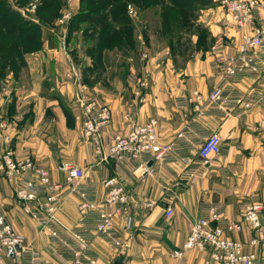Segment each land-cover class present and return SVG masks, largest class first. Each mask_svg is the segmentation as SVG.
Wrapping results in <instances>:
<instances>
[{
    "label": "crops",
    "instance_id": "0c3cea01",
    "mask_svg": "<svg viewBox=\"0 0 264 264\" xmlns=\"http://www.w3.org/2000/svg\"><path fill=\"white\" fill-rule=\"evenodd\" d=\"M261 2L264 5V0ZM218 9L222 10L221 7ZM100 30H97L98 36L94 40L91 35L95 31L89 28L88 37L82 40L86 49L85 56L81 58L82 72L87 75V80H84L86 85L94 84V95L91 97L111 106L114 126L119 128L123 115L137 101L134 85L122 76L127 70L133 72L135 69L138 55L132 50L137 49V39L134 38L136 45H133V40L121 43L119 28L115 30L108 26L104 31ZM241 36L242 32L237 33L226 26L217 42L224 39L233 45L240 43ZM54 40L53 35L49 37V42ZM150 43L154 50L159 49L160 44ZM48 48L45 58L65 63L64 51L54 52ZM162 53L164 51L154 53L148 62L146 71L151 85L145 90L143 101L136 106V117L139 122H145L150 117L157 118L162 142L173 140L182 128H186L187 138L180 142L182 158L154 165L153 171L143 179L140 177L141 170L135 174L127 164L114 160L100 163L91 155L81 134L82 123L76 109L74 85L65 81V85L60 87L49 85V90L59 91L68 104L74 101V114L72 110L70 113L65 111L54 95L42 97L40 85H11L12 98L17 96L16 110L11 115L18 113L22 117L14 130L16 139L13 146L18 155L33 154L39 163L50 169L54 179H64V164L82 167L85 172L83 186L88 191L95 189L98 199H102L104 194L101 181L109 175H118L131 193L129 205L115 220L125 246L117 249L108 240L95 238L93 251L99 257L97 264H217L209 261V254L196 249H187L183 258L176 257L173 251L186 242L191 223L199 217L208 216L211 207L220 206L225 219L240 220L244 201L254 199L264 202V126H261L264 105L248 113H242L240 108L225 113L210 107L205 114L198 115L193 91L206 94L211 89L212 81L216 80L210 77L215 56L211 51L203 59H198L199 54L178 72L169 64L161 63L165 60L159 58ZM40 62L35 58L36 67H40ZM253 84V77L246 75L239 77L233 88L235 92L247 93L255 88ZM188 97L193 102L188 103ZM45 100L53 112V117L47 122L42 118ZM0 105L9 114L11 104H1L0 99ZM212 131L221 135L222 153L202 164L198 146ZM189 170L195 171L198 176L179 187L178 181L187 176ZM169 196L173 199L168 200ZM146 201H155L156 205L151 209L145 208L143 203ZM0 202L25 243L39 251L44 259L55 262V246L48 228L25 209L24 202L15 198L13 184L5 177H0ZM169 204L174 208L171 215L167 212ZM93 214L89 218L90 227L97 221V216ZM129 216L133 219L132 227L125 232ZM57 217L74 229L81 227L80 214L73 200L64 203ZM230 235L248 241L250 230L245 228L243 232Z\"/></svg>",
    "mask_w": 264,
    "mask_h": 264
},
{
    "label": "built area",
    "instance_id": "2783aa9c",
    "mask_svg": "<svg viewBox=\"0 0 264 264\" xmlns=\"http://www.w3.org/2000/svg\"><path fill=\"white\" fill-rule=\"evenodd\" d=\"M217 1L225 15V25L237 33L242 32L241 41L233 45L224 39L217 42L212 49L215 57L210 75L216 80L212 81L206 94L194 90V102L191 97L186 101L195 103L198 115L205 114L210 107L225 113L240 108L242 113H248L264 105V5L261 0ZM37 6L31 2L29 8L34 11ZM62 16L64 23L68 22L72 12ZM64 50L66 53V47ZM147 52L145 47L143 60L148 56ZM66 64L62 67L63 80L76 87L75 101L82 123V138L98 162L114 160L127 164L135 174L141 170L143 179L153 171L154 165L182 158L180 142L187 138L186 128H182L173 140L162 142L157 118L150 117L145 122L137 120L136 106L143 101L144 92L151 85L147 71L142 75L130 74L129 83L134 85L137 101L123 115L121 126L115 128L111 106L87 95L82 69L69 60ZM246 75L253 77L255 88L247 93L235 92L233 86L238 78ZM0 99L1 104H11V85H0ZM21 119V114L10 116L0 105V177L13 184L15 198L24 202L25 209L48 228L57 260L44 259L39 251L25 243L0 202V264H97L99 257L93 251V240L98 237L108 240L117 249L124 247L125 242L121 240L115 220L129 205L131 193L120 177L109 175L101 181L104 187L102 199L96 197L95 189L88 191L83 186L85 172L80 166L64 164V179H54L50 169L39 163L33 154L16 153L14 130ZM199 145L198 155L202 164L222 153V138L218 131L210 132ZM197 176L195 171L189 170L177 185L183 187ZM164 187L167 190L168 187ZM172 199L169 196L168 200ZM67 200H73L79 211L81 227L78 229L57 217V212ZM143 205L151 209L156 202L146 201ZM167 212L168 215L174 213L170 204ZM93 213L97 221L90 227L89 218ZM241 213L240 220L225 219L220 206L211 207L208 216L191 223L186 242L173 254L183 258L187 249H196L209 254V261L217 264H264V202L244 201ZM132 221L129 216L125 232L131 229ZM245 228L250 230L248 241L230 235L243 232Z\"/></svg>",
    "mask_w": 264,
    "mask_h": 264
},
{
    "label": "rangeland",
    "instance_id": "374dc122",
    "mask_svg": "<svg viewBox=\"0 0 264 264\" xmlns=\"http://www.w3.org/2000/svg\"><path fill=\"white\" fill-rule=\"evenodd\" d=\"M2 1L10 12H16L25 20L36 23L41 31L38 36L36 32L31 33L35 41L27 42L25 48L19 49L15 54H9L3 61L0 60V85H40L41 96L54 95L58 103L62 104L61 107L69 113L70 110L73 113L75 109L74 101L71 100L68 104L62 99L63 95L59 91L55 89L50 91L49 85H59V87L65 85L62 67L67 65V60L75 67L82 69L83 60L81 58L86 54L82 40L88 37L89 28L94 30V33L103 25L115 28V30L119 28L121 43L126 40L134 41L136 38L137 49L132 51H136L138 59L133 72L142 75L147 70L151 56L157 52L164 51L163 56H159L160 59L165 58L161 63L169 64L178 72L199 54L198 59H203L206 53L212 51L217 44V38L223 35L226 27L224 25L225 15L222 10L218 9L217 0H50L58 2L55 10L44 7L49 0ZM31 2L38 4L34 11L29 8ZM94 9L95 12H92ZM23 11L26 14H23ZM69 11L72 12V18L70 21L68 18V22L64 23L65 18L63 19L62 15ZM94 15L99 18L93 19ZM74 18H78L77 22L75 26H71ZM52 35L55 40L49 42V37ZM92 35L91 39L95 40L98 33L95 36ZM150 42L160 44L159 49L154 50ZM134 43L135 41L133 45ZM48 47L54 52H65L66 47L67 60L65 63L60 64L45 58ZM145 47L148 50V56L143 60L142 53ZM35 58L41 61L40 67L35 66ZM126 72L122 76L129 81L132 71L127 70ZM85 78L87 80V75H84V80ZM84 84L87 95H94V84L86 85L85 81ZM15 97L12 98L9 114L16 110ZM42 107L44 111L42 118L47 122L53 117V112L51 106H47L46 100Z\"/></svg>",
    "mask_w": 264,
    "mask_h": 264
},
{
    "label": "trees",
    "instance_id": "16d2710c",
    "mask_svg": "<svg viewBox=\"0 0 264 264\" xmlns=\"http://www.w3.org/2000/svg\"><path fill=\"white\" fill-rule=\"evenodd\" d=\"M52 2L49 0V2H46L44 4V7H49L50 10H55V7L58 6V2H53V3ZM92 12H95V9ZM92 18L93 19L99 18V16L94 15ZM76 19L78 18H74L72 20L71 26H75V23L77 22ZM107 27L108 26L103 25L102 27H99V29H101L100 31L102 30L104 31ZM40 31L41 28L39 25H37L36 23H32L29 20H25L24 17H22L16 12L13 13L10 12L9 9L5 7L4 2L0 0V60L1 61L6 59L9 54H15L16 52L19 51V49L25 48L27 46V42L35 41V39H32L31 33L36 32L38 36L40 35ZM17 47L18 49H16Z\"/></svg>",
    "mask_w": 264,
    "mask_h": 264
}]
</instances>
